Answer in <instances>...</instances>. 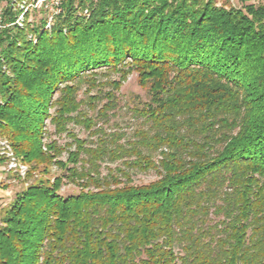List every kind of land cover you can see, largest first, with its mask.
Returning <instances> with one entry per match:
<instances>
[{"label": "trees", "instance_id": "obj_1", "mask_svg": "<svg viewBox=\"0 0 264 264\" xmlns=\"http://www.w3.org/2000/svg\"><path fill=\"white\" fill-rule=\"evenodd\" d=\"M61 8L51 28L3 11L0 138L30 182L0 210V264H264V0ZM133 73L150 98L121 105Z\"/></svg>", "mask_w": 264, "mask_h": 264}, {"label": "rangeland", "instance_id": "obj_2", "mask_svg": "<svg viewBox=\"0 0 264 264\" xmlns=\"http://www.w3.org/2000/svg\"><path fill=\"white\" fill-rule=\"evenodd\" d=\"M225 1H229L230 4L241 7L245 3H258L260 0H218V3L221 5ZM47 2H49V6H48L49 9L48 8H44V9H40V10L37 9V10L32 12L33 21L38 22L39 20H41V18L45 16V11H47V13H46L47 17H48V15H51L53 13L54 9H51L52 0H47ZM84 90H85V88H83L80 92L81 97L83 95ZM118 95L120 97V104L121 105H124V103L126 101H130L132 103L134 101L137 102L139 100L146 101V100H149V98H150V94H149L148 90L146 88H143L139 84L137 73H133L129 76L128 80L123 84L121 90L118 92ZM125 111L126 110H125L124 106L122 108H118V115L115 116L111 122L118 121L121 123L122 126L126 127V123L128 122L129 117ZM47 124H48V129L50 130V132H53L51 134V137L53 139L58 138L60 143H65L66 141L71 140L69 138V136H67L66 134H63V136L56 135L54 133V126L49 122V120H47ZM71 126L81 136H83V137L87 136V134H88L87 131H84L79 126H74V125H71ZM128 131L130 132L131 128H128ZM48 138H46L45 140L47 141ZM0 139H6V138H0ZM0 152H1V148H0ZM1 156H3V155H1V153H0V157ZM66 157H67V155L64 154L63 158L66 159ZM4 163H5L4 165L6 166V169H7V160ZM51 170H52L51 174L37 173V175L33 179V181H35V179L38 180V178H42V177L43 178H53L56 174L61 172L56 166H52ZM134 177H135L136 183H145V182H149V181L156 179L157 175L153 171H150V172H139V173L135 174ZM29 182L23 183L22 181H20L18 179V177L15 176L14 173H10L9 183H7L6 181L0 182V206H2L4 203H7L4 206H2L1 209L9 206L10 203L14 200L16 192L25 188ZM5 184L10 185V187L8 189L5 188V186H6ZM78 191H79V188L76 187L74 184H71V183H66L61 188V193H63V194H67L70 192H78Z\"/></svg>", "mask_w": 264, "mask_h": 264}, {"label": "built area", "instance_id": "obj_3", "mask_svg": "<svg viewBox=\"0 0 264 264\" xmlns=\"http://www.w3.org/2000/svg\"><path fill=\"white\" fill-rule=\"evenodd\" d=\"M62 0H52V7L54 9L51 15H48L47 28H51L54 16L61 11ZM8 6L16 15L15 21L12 24L18 25L20 28L25 27L28 23L33 22L32 12L37 9H49V2L47 0H0V30L6 25L3 22V11ZM85 14H89L88 9H85ZM30 39L36 41L33 34L29 35ZM6 69V67H4ZM1 155L7 157V170L18 172L20 175L25 176L28 165H26L14 152L7 139H0Z\"/></svg>", "mask_w": 264, "mask_h": 264}, {"label": "crops", "instance_id": "obj_4", "mask_svg": "<svg viewBox=\"0 0 264 264\" xmlns=\"http://www.w3.org/2000/svg\"><path fill=\"white\" fill-rule=\"evenodd\" d=\"M4 164L5 163L2 160H0V182L6 181L7 183H9L10 171L6 169V166ZM5 185H6L5 188L7 189L10 187V185L7 184ZM5 204L7 203H4L2 206H4ZM2 206H0V210Z\"/></svg>", "mask_w": 264, "mask_h": 264}]
</instances>
